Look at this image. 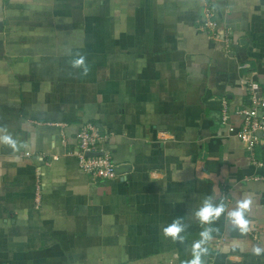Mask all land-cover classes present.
<instances>
[{"label":"crops","instance_id":"crops-1","mask_svg":"<svg viewBox=\"0 0 264 264\" xmlns=\"http://www.w3.org/2000/svg\"><path fill=\"white\" fill-rule=\"evenodd\" d=\"M209 3L230 53L197 29ZM249 80L264 92V0H0V264H190L205 228L202 264H264V168L221 121L227 102L240 127ZM87 122L113 179L73 154ZM209 196L250 199L249 231L201 225Z\"/></svg>","mask_w":264,"mask_h":264},{"label":"built area","instance_id":"built-area-1","mask_svg":"<svg viewBox=\"0 0 264 264\" xmlns=\"http://www.w3.org/2000/svg\"><path fill=\"white\" fill-rule=\"evenodd\" d=\"M211 40L223 41L228 53L232 51L233 39L229 28H222L215 11L209 3L203 10V16L197 27ZM249 94V104L238 110L242 123L238 129L231 124L232 113L227 102L221 108V121L230 131H235L240 141L248 151L251 163L255 168H264V92H259L253 81L246 83ZM77 157L81 170L94 179H113L117 176V165L109 149L103 146L107 134L95 123H85L78 135ZM255 179L264 178L256 176ZM41 188L38 187L40 192ZM37 192V200H39Z\"/></svg>","mask_w":264,"mask_h":264},{"label":"clouds","instance_id":"clouds-1","mask_svg":"<svg viewBox=\"0 0 264 264\" xmlns=\"http://www.w3.org/2000/svg\"><path fill=\"white\" fill-rule=\"evenodd\" d=\"M74 68H82L84 74H87L88 68L85 64L83 56L76 58L72 61ZM3 142L11 145L15 148L16 142L11 137L4 136ZM252 206L250 199L237 200L234 207L231 210H227V206L224 203L215 202L214 198L209 196L205 198L199 208L194 212V216L198 219L201 225H209L212 222L219 219L222 215H225L226 221L232 228L238 230L241 234L249 231L250 219L248 212ZM185 230V225L182 223L181 218H177L170 225L164 229V234L171 237L173 240L183 237L180 235ZM200 240L196 241L192 246V259L190 264H202V256L207 253L208 249L205 245L213 239L212 229L205 228L200 233ZM255 255L259 256L264 254V247L257 246L253 249Z\"/></svg>","mask_w":264,"mask_h":264}]
</instances>
